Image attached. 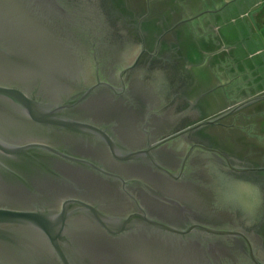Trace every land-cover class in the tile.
Listing matches in <instances>:
<instances>
[{
	"label": "water",
	"instance_id": "obj_1",
	"mask_svg": "<svg viewBox=\"0 0 264 264\" xmlns=\"http://www.w3.org/2000/svg\"><path fill=\"white\" fill-rule=\"evenodd\" d=\"M134 1L0 0V264H264V165Z\"/></svg>",
	"mask_w": 264,
	"mask_h": 264
},
{
	"label": "crops",
	"instance_id": "obj_2",
	"mask_svg": "<svg viewBox=\"0 0 264 264\" xmlns=\"http://www.w3.org/2000/svg\"><path fill=\"white\" fill-rule=\"evenodd\" d=\"M179 1L178 20L186 23L199 18L202 22L185 42L190 48L193 42L196 57L201 60L197 63L217 84L264 99V0ZM238 50L244 60L239 67L225 60L236 58ZM205 59L210 60L208 68Z\"/></svg>",
	"mask_w": 264,
	"mask_h": 264
},
{
	"label": "flooded vegetation",
	"instance_id": "obj_3",
	"mask_svg": "<svg viewBox=\"0 0 264 264\" xmlns=\"http://www.w3.org/2000/svg\"><path fill=\"white\" fill-rule=\"evenodd\" d=\"M177 2L135 0L129 11L151 19L168 34L194 73L210 119L235 109L230 115L200 132L221 147L264 165V99L259 95L249 97L245 91H235L217 84L208 70L197 63L195 53L185 55V42L192 35L179 31L184 21L178 20ZM191 54H194L193 57ZM194 60L196 65L192 62Z\"/></svg>",
	"mask_w": 264,
	"mask_h": 264
},
{
	"label": "rangeland",
	"instance_id": "obj_4",
	"mask_svg": "<svg viewBox=\"0 0 264 264\" xmlns=\"http://www.w3.org/2000/svg\"><path fill=\"white\" fill-rule=\"evenodd\" d=\"M178 2L177 3H179V5H180V2L181 1H179V0H177ZM182 4V3H181ZM182 19H184V18H182ZM184 20H186V19H184ZM202 22L200 21V19L199 18H197V19H195V20H193V21H190V22H186V23H183L181 26H180V29H179V31H186L187 32V34H190V35H192L191 34V32H193L192 31V29H194V28H196V27H198L200 24H201ZM239 26H241V24L239 25ZM190 31V32H189ZM185 32V33H186ZM184 33V32H183ZM208 40H209V38H208ZM193 43V42H192ZM191 43V44H192ZM224 45L226 46V43H224ZM190 46H192L191 48L189 47V45H187L185 48V55L186 56H188V55H190L189 53H191V52H193V53H195L194 52V47H193V44L192 45H190ZM196 55H197V53H195ZM192 55H194V54H191V56ZM235 57L236 58H232L233 56H230L229 58H227V59H225L226 60V62H229L230 64H232V61H234L235 62V64H236V66L237 67H239L240 66V64H239V62H241V64L243 63L244 64V60H243V58H242V52L241 51H235ZM193 57V56H192ZM200 60V59H199ZM198 60V58H197V62L199 61ZM201 61V60H200ZM206 61V64H205V66L208 68L209 66L208 65H210V60L209 59H205L204 60V62ZM192 62H194V64H195V60L194 61H192ZM196 65V64H195ZM195 71V70H194Z\"/></svg>",
	"mask_w": 264,
	"mask_h": 264
}]
</instances>
